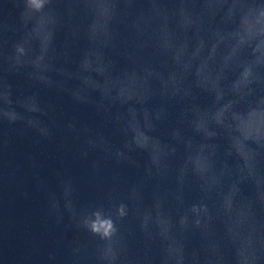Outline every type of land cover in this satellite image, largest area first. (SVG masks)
Wrapping results in <instances>:
<instances>
[{
    "label": "water",
    "instance_id": "95a60500",
    "mask_svg": "<svg viewBox=\"0 0 264 264\" xmlns=\"http://www.w3.org/2000/svg\"><path fill=\"white\" fill-rule=\"evenodd\" d=\"M0 264H264V0H0Z\"/></svg>",
    "mask_w": 264,
    "mask_h": 264
},
{
    "label": "clouds",
    "instance_id": "9594fccd",
    "mask_svg": "<svg viewBox=\"0 0 264 264\" xmlns=\"http://www.w3.org/2000/svg\"><path fill=\"white\" fill-rule=\"evenodd\" d=\"M105 223L108 224V227H109V228L111 227V222H110V221H105ZM94 230H95V229H94ZM105 234H107V232H106Z\"/></svg>",
    "mask_w": 264,
    "mask_h": 264
}]
</instances>
